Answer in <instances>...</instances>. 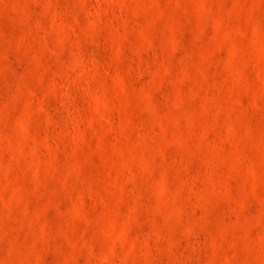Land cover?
I'll return each instance as SVG.
<instances>
[{
	"label": "rangeland",
	"instance_id": "374dc122",
	"mask_svg": "<svg viewBox=\"0 0 264 264\" xmlns=\"http://www.w3.org/2000/svg\"><path fill=\"white\" fill-rule=\"evenodd\" d=\"M0 264H264V0H0Z\"/></svg>",
	"mask_w": 264,
	"mask_h": 264
}]
</instances>
